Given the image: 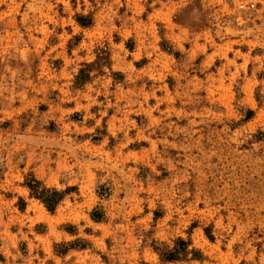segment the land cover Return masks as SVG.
Returning a JSON list of instances; mask_svg holds the SVG:
<instances>
[{
	"label": "rangeland",
	"instance_id": "1",
	"mask_svg": "<svg viewBox=\"0 0 264 264\" xmlns=\"http://www.w3.org/2000/svg\"><path fill=\"white\" fill-rule=\"evenodd\" d=\"M0 264H264V0H0Z\"/></svg>",
	"mask_w": 264,
	"mask_h": 264
},
{
	"label": "trees",
	"instance_id": "2",
	"mask_svg": "<svg viewBox=\"0 0 264 264\" xmlns=\"http://www.w3.org/2000/svg\"><path fill=\"white\" fill-rule=\"evenodd\" d=\"M76 21L81 26H88L91 24V18L87 16L77 15ZM103 65L109 68V54L106 50H98L95 60L91 63H85L83 67L78 70L74 77V86L81 87L90 79L92 67L98 66V68H101ZM247 113L248 115L246 118L248 119L251 117L252 111L248 110ZM24 184L29 191V195L37 199L48 212H53L64 196L70 191L69 188L59 190L54 187H47L33 176L28 178ZM104 217V212L98 207L93 208L90 212V218L93 221H102ZM64 230L71 235L76 234V227L73 225H66ZM189 245L190 242L188 240L177 238L171 248L164 245L160 248L157 246L153 248L158 253L160 259L164 261H177L185 258L188 254H191V258H200L201 253L194 248H189ZM87 246H89L88 241L82 238H75L72 241L54 243L53 251L57 255H63L70 249H83Z\"/></svg>",
	"mask_w": 264,
	"mask_h": 264
},
{
	"label": "built area",
	"instance_id": "3",
	"mask_svg": "<svg viewBox=\"0 0 264 264\" xmlns=\"http://www.w3.org/2000/svg\"><path fill=\"white\" fill-rule=\"evenodd\" d=\"M240 6H242V5H240Z\"/></svg>",
	"mask_w": 264,
	"mask_h": 264
}]
</instances>
